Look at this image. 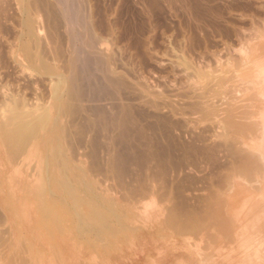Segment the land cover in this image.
I'll return each instance as SVG.
<instances>
[{
    "label": "rangeland",
    "instance_id": "rangeland-1",
    "mask_svg": "<svg viewBox=\"0 0 264 264\" xmlns=\"http://www.w3.org/2000/svg\"><path fill=\"white\" fill-rule=\"evenodd\" d=\"M263 23L264 0H0V86L19 92L25 99L24 101L29 106L34 107L29 108L27 106L26 108V110L28 109L26 112H29L32 118L36 116L35 114L42 113L41 110L36 113L41 105H43L42 108L45 105L47 107L52 102L54 107L52 117L49 116L48 120L46 119L48 122L45 120L44 124L41 123L42 126L41 124L38 126L37 132L34 131L35 135L33 133L30 137H27L28 142L36 143L35 140L43 134L44 137L41 138H45L46 144L40 151H37L34 146L28 152L27 159L24 162V165H28V167L16 165L12 168V177L15 183H0V196L2 194L8 196L7 198L11 196L13 199L10 198L9 202L15 204L16 208H18L19 203L24 207L23 213L27 210V213L31 212L32 217L34 215L45 216L46 214V222L43 219L45 217L42 219L48 225L46 227L52 230H50L52 235L47 231L48 228H45V230L42 228L44 225H41L40 229L35 230L40 233V238L51 242L56 232L62 234L64 226L67 232H71V228L76 231L79 242L82 238V250L90 251L89 255L84 258L85 263L81 264H150L151 262L157 264V246L156 240L151 237V226L156 223L159 217V209H169L171 203H174V199L169 200L172 196L171 198H175V200L179 199L178 201H180L181 199V203L183 202L184 204H182L185 206L184 208L181 204L183 207L180 210V202L178 204L176 200L175 202L179 207L175 203L173 206L176 205L181 212L177 208L174 209L175 207L173 210L180 212V214H188L187 211L189 212V210L183 212V208L186 209V206L190 205V208L187 207L191 210L190 213H192V210L197 211V207H199L198 202H196L198 197L201 203L205 200L200 194L206 196L207 193L204 192L208 190V193H212L211 188L216 187L217 177L223 182L224 178L228 176L225 169L228 168V159L234 158L233 151H237L236 154L241 155L247 150L246 145L241 144L244 138L241 140L237 136L238 139L236 140H241L240 143L238 144L237 141L234 145L233 142L234 146H232L230 141L231 146L228 148L230 139L228 145H226L225 139L221 137L227 138L230 135L226 134L225 136V132L222 130L224 133H219L221 135L219 137V128H216V131L219 130L218 132L215 131V126L218 127L215 122L216 117L212 119L213 116L210 114L212 112H209L208 121L205 119V115L208 111H222L225 106L228 108L231 107L232 103L234 105L239 103L236 100L239 94L237 93V95L229 88L230 80L229 82L226 81L232 76L233 72L226 67L230 66H227L230 62L231 66L235 65L234 63L232 65L233 57L236 64L237 61L241 62L239 58L242 53H239V50L240 52L244 50L246 53L253 48L251 47L253 44L260 42L257 39H264V35L260 37L261 31L264 33ZM27 29H30L31 32ZM77 31L81 34L80 36ZM257 32L261 34L259 35ZM252 34L255 37H252ZM246 40H250L249 42H252V44L246 43ZM263 41L260 45L258 44L259 46L256 44L255 47H258L257 49L264 54ZM246 47H249V49H246ZM258 50L255 51L260 53ZM240 62H238L240 64L238 67L241 68ZM238 67V71L234 70V75L237 72L240 74L242 68L239 69ZM223 69H227L224 72L227 76L229 75L228 70L231 71L229 72L231 76L226 78L227 76L223 72L220 74V70L223 71ZM231 69L233 68L231 67ZM217 73H219V76L221 75L220 78ZM222 75H224L225 80ZM213 78L218 83L224 80L223 84L220 83L223 85L222 88H226L229 84V87H227L229 91L223 89V94L221 85L220 88H218V83V86H215L216 81ZM211 84H214V86ZM54 85L59 88L57 90L58 95H56L58 98L55 96L56 98L51 99V88ZM214 88L216 92L214 91L213 94ZM218 89L219 91H217ZM192 92L196 95L194 96ZM226 93L229 94L228 96L236 94L237 96L233 97L236 101L225 98L226 96L223 95H227ZM208 96L212 99L207 100L206 97ZM220 96L222 97L219 98ZM213 99L217 102H214ZM220 99L221 102L225 101L223 108L219 106L222 104ZM53 100L55 101L53 102ZM46 101L47 103H45ZM197 102L198 104H195ZM207 102L209 107H213V104H215L218 110L212 107L206 110ZM38 104L41 105L38 106ZM234 105L231 108H235L239 104ZM35 106H38L36 107L38 109ZM198 106L202 107V110ZM9 108L7 107L10 112L4 110L6 113L2 116L7 118V116L10 117V114L13 116L22 112L19 109H17V112L16 109L13 111L11 107ZM203 109L207 113H204L205 110L203 111ZM221 111L218 112L221 113ZM187 112L189 114L191 112V116L187 115ZM217 114L214 115L217 116ZM192 115L198 116V119L196 116L192 117ZM202 117L205 118L202 119ZM26 118L25 121L30 120L29 115ZM8 119L10 120V118ZM192 120V123L196 126L191 123ZM12 121L15 122L13 118ZM1 124L0 151L6 153L8 143H5L4 135L12 128V123L9 126L7 124L6 129ZM1 127L4 129H1ZM198 132L201 136H198ZM207 134H209V137L206 136ZM1 138H4V140ZM200 138L204 140L202 141ZM205 140L207 143L204 142ZM217 143L223 144L222 147L216 145ZM240 144L243 149H240ZM238 145L240 147H237ZM216 146L217 148L213 149ZM219 147L221 150L218 149ZM223 147L228 148V151L233 153L228 154V156L227 152H224L222 156ZM225 153L226 158H228L226 161ZM216 155L219 158L222 156L220 159L218 158L219 161L221 160L218 163H223L226 166L225 168L224 166L221 167L222 164L216 163ZM50 156L54 159H50ZM210 157H214L215 160H212L219 165V167L216 165L217 170L215 164V168L212 166L213 161L210 160ZM206 160L210 164L207 162L208 165H205ZM233 160L229 162L234 163ZM224 162H227V164ZM203 164L205 171H208L206 173L211 175H214L213 173L216 171H222L220 168L224 169L222 171V173L225 172L224 175L217 172L215 176L217 174L218 176L216 178L212 177L213 186L208 182L211 175L208 174L209 177H206L207 175L202 169ZM229 164L232 168L229 169L234 170L235 168L236 170L235 165ZM42 165L44 172H50L49 176L45 175L47 176L44 179L45 184H42V181L39 185L33 182L32 185H36L37 188H34L35 186L30 188L29 186V190L27 186H23L15 180L23 171L29 169L34 173L35 179H38L42 172ZM210 165L216 171L213 169L211 172ZM207 166L210 169H206ZM60 169L61 171L65 169L66 173L69 171L67 179L70 181L64 179L67 174L64 171L61 172ZM189 170L191 171L189 172ZM231 170L226 171L231 172ZM196 172H199V174ZM237 172L238 175L235 173V179L242 176L239 170ZM200 174H202V177ZM70 175L75 178L69 177ZM203 175L205 179H208L209 187ZM199 178H203L204 181ZM231 178L229 175L226 179L230 181ZM219 180L218 182H220ZM178 181L179 183L176 185ZM231 181H233V178ZM205 183L206 190H204L205 185H203ZM41 185L43 195L40 194L43 193L40 190ZM175 185L178 187L177 189ZM8 187L9 189H6ZM50 187L51 190L65 193L66 190L64 189H67L68 192L66 191L62 197L54 193L51 195ZM200 187L203 190H198ZM196 188L198 189L196 190ZM179 189L181 194H177L180 191ZM6 191L8 192L7 195ZM144 191H146V195L147 193L152 195L143 198L145 196ZM155 194L157 197L161 195V197L164 196L163 199H167L160 202L159 198L161 197L157 198L155 196L157 202L153 196ZM191 194L193 196L196 194L194 196L195 200L193 196H189ZM41 197L45 200L40 199ZM63 197L66 198L63 199ZM201 197L204 199L201 200ZM147 198L152 200V204L162 203L163 201V206L161 205L157 210L153 205V213H150L151 207L148 205L152 206V204ZM154 198L155 200H153ZM73 199L78 200L79 204H74ZM144 200L145 202L148 201L146 208L150 211H145L143 207L146 205L142 204L140 206L141 203H145ZM140 201L142 202L140 203ZM164 201L165 205L168 203L166 207ZM170 201L172 202L170 203ZM48 202L55 207L50 206ZM138 202L140 205H138ZM42 204H45L46 207ZM62 204H64V208ZM77 204L82 205L87 210L82 215V220L90 225L83 228V231L80 229V232L75 230L76 219L74 218L76 216L72 212V206ZM91 204L95 205L97 211ZM40 205L45 210L42 214H40L42 207L37 208ZM191 205L196 207L193 206V209H191ZM21 206L19 207L20 212H22ZM66 206L69 209H66ZM140 207L144 210L139 211ZM34 211L37 214H34ZM178 212L177 214H179ZM66 213L67 216H65ZM55 214L56 217L54 218ZM144 215L147 218L144 219L142 217ZM152 215L157 217L152 218ZM184 216L187 217V215ZM188 216L191 215L188 214ZM58 217L59 220H57ZM190 218L188 217V219ZM60 219L65 220L61 222ZM147 219L150 223L147 222ZM73 220L75 223H73ZM182 220L183 218L181 222ZM187 220L184 222H187ZM72 223L73 225H71ZM57 225L58 227H56ZM93 226L96 227L95 230ZM110 226L112 228H109ZM57 228H59L58 231ZM0 230L4 231L0 240L2 238L5 240L4 243L3 240L0 242V264H2V258L6 257L5 253L11 259L14 257L16 264L20 261L22 264L26 260L28 263L23 262V264H40L38 261H41V264H66V262L69 264L68 261H64L65 259L56 255V252L51 253L50 250L46 249L45 255V248L48 247L43 245L45 241L40 245L33 246L25 241L23 234L20 233L16 234L17 240L13 241L11 232L9 231V236L7 231L6 219L1 208ZM86 236L88 239L84 240L83 237ZM20 241L23 243L20 244ZM76 249L77 247L74 248L75 251ZM37 251H43L44 256L39 255ZM25 253L26 255H24ZM36 253L38 255H35ZM34 258H36L35 261ZM179 261L174 263L188 264V262ZM171 262V260H167L165 264H171Z\"/></svg>",
    "mask_w": 264,
    "mask_h": 264
},
{
    "label": "bare ground",
    "instance_id": "bare-ground-1",
    "mask_svg": "<svg viewBox=\"0 0 264 264\" xmlns=\"http://www.w3.org/2000/svg\"><path fill=\"white\" fill-rule=\"evenodd\" d=\"M73 3V2H72ZM68 5H71V4H68ZM73 8V7H72ZM71 12H73L74 11V8H73V11L72 10H70ZM74 15V14H73ZM28 23V22H27ZM30 25H31V23H29ZM263 25H264V23H263ZM29 26V25H28ZM35 28V27H34ZM33 28V29H34ZM29 32H31V30L30 29H27ZM264 30V29H263ZM258 31V30H257ZM78 32V31H77ZM27 33V32H26ZM73 33V32H72ZM258 33V32H257ZM262 33V34H261ZM261 33H258L259 35L261 34V36L260 37H263V35H264V33H263V31H261ZM28 35H30V33H27ZM255 34H256V32H255ZM257 34V35H258ZM77 35V34H76ZM78 35L80 36L81 34H79V32H78ZM77 35V36H78ZM253 35V34H252ZM256 35V37H258ZM33 36V35H32ZM30 37V36H29ZM247 37V36H246ZM249 37V36H248ZM247 37V38H248ZM252 37H255L254 35L252 36ZM80 38V37H79ZM264 38V37H263ZM246 39V38H245ZM244 39V40H245ZM250 39V38H249ZM255 39V38H254ZM264 40V39H263ZM263 40H259V39H257V41H260V42H257L256 44H257V46H259L260 45V43H261V41H263ZM250 40H246V43H251L252 44V42H249ZM241 42V41H240ZM255 42V41H254ZM262 43H264V41L262 42ZM242 44H244V43H242ZM242 44H240V45H242ZM256 44H253L251 47H255L256 46ZM259 44V45H258ZM264 45V44H263ZM248 46V45H247ZM240 47H242V46H240ZM261 47H262V44H261ZM261 47H260V49H261ZM253 48H251L250 49V51H248V52H244V50H242V48H241V50H242V52H240V50H239V53H242V56H240V60H241V62L240 61H237V64H236V62H234V57L232 58V65H233V63L235 64V65H233L236 69H237V67L238 66H240V64H238V62H240L241 63V68L240 67H238L239 69H241V72H239L240 74H238V72H237V74L236 75H234V70L235 71H238V69L236 70L233 66H231V62H230V64H228L227 66H231L233 69H231V67L229 68V67H226V68H228V69H230V70H232V72H233V74H232V76H231V73H229V72H231V71H229L228 70V76H231V77H229L228 78V76H227V74L226 73H224V72H226V70L225 69H223V71H221L220 70V74H222V72H223V74L225 75V76H227L226 78H228V79H226V81L228 80V82H229V80H230V87L227 85V87H229L234 93H238L237 95L236 94H234V96H228L229 94L228 93H226L227 95H223L225 98H229L231 101H238L239 103H236L235 105L237 106L238 104V106L237 107H233V108H231L234 104L232 103V105H231V107H228V108H231V109H228L223 103L225 102V101H223V99H222V101L223 102H221V99H220V102L222 103H219V104H221V105H219V106H221L223 109H222V111L221 110H218L217 108H216V105L215 104H213L214 106L212 107L213 109L214 108H216L219 112L221 111V113H219L218 111H215L214 112V110L212 111H208V113L206 112V110H209V108H211V107H209V103L207 102V105L208 106H206V110L205 109H203V111H204V113L206 112L207 113V115H205L206 116V118L205 117H202V119H209L207 116L208 115H210V114H212V116L213 117H211L212 119L214 118V117H216V120H215V122H216V124H217V126L218 127H216L215 126V131L219 128V132L218 131H216V132H218V134L219 133H221V132H223L222 130H224V135L226 136V134L227 135H230L229 137H227V138H225L224 136L223 137H221V135L219 136V137H221V138H224L225 139V141L224 142H226V145H228L227 143H228V140H229V145H228V148H229V146H231L230 144L232 143V146H234L235 144H236V142L238 141V140H236V139H241V140H243L242 138H244V140L241 142V144L242 145H246V151H247V153H246V151H244L245 153L243 154H241V155H237L236 154V152L235 151H233L234 152V160L232 159V157L231 158H229L231 161L233 160L234 161V163L233 162H229L230 160L228 159V158H226L227 157V155L228 154H230L231 155V153H233L232 151L231 152H229L228 151V148L226 149V148H224V151L222 152L221 151V153H222V156H223V153L224 152H227V155H226V153L224 154V157L226 158H224L225 159V161L228 159V168L227 169H225V172H227V174H228V176L230 175V178H231V176H233L232 178H233V181H231L232 180V178H231V180L229 181V179L227 180L226 178L228 177L227 175H225V176H227L226 178H224V180H223V182H221L222 180H219V178L217 177L218 176V174L215 176V173H217V172H219V173H222V171L224 170L223 168H220V169H222V171H216L217 170V166L219 167V165H217V164H222L221 165V167L222 166H224V168L226 167L225 165H223V163H218V162H220L219 160H218V158H219V156H217L216 157V160L214 159V157L213 158H211L210 157V160H212V159H214L215 161H216V163L217 164H215L214 162V160H212L213 161V164H212V166L214 167V164H215V166H216V170L214 169V168H212L211 167V165H210V167L212 168L211 169V172L213 171V169L216 171V172H214L213 174L214 175H211L210 173H208V174H210L211 175V178L209 179L210 181H208V179L206 178H204L205 176L203 175V178H204V180L206 181V183H207V181L209 182V184L211 183V185L213 186L214 184H212V182H214V181H211V179H212V177H217V179L221 182H218V180L216 181V187L214 188V186H213V188H211L212 190H211V192L212 193H208V191L207 192H204V193H207L206 194V196H204V195H202V194H200L201 196H203L204 198H205V200H203L204 198L203 197H201L202 199L201 200H203V202L201 203L199 200H200V198L198 197V201H196V202H198V206L199 207H197V211H193L192 210V213H190L191 212V210L190 209H187V207H189L190 208V205H189V202H188V205L189 206H186V209H184L185 208V206L181 203V199H180V201H178L177 199V201L175 200V198H171L170 197V199L169 200H172V199H174L173 200V202L177 205V203L176 202H178V204H179V202H180V206H181V204L184 206V208H183V212H184V210H189V212L187 211V213L188 214H190L191 216H188V214H185V213H181L180 214V210H182V207L183 206H181V209L179 210V208H177V207H179V205H177V207H176V205L175 206H173L174 205V203H171L172 201H170V203L172 204L170 207H172V208H170L169 207V209H159V214H158V219H157V221H156V223H154V222H152V223H154L152 226H151V232H152V235H151V237L152 238H154L155 240H156V246H157V250H156V252H157V254H158V262H157V264H165V261H167V260H171L172 262H171V264H176V263H174V262H176V261H179V262H181V260L182 261H184V262H188V264H264V54L263 53H261V51L260 50H258L257 48L258 47H255V49H253ZM244 49V48H243ZM246 49H249V47L247 48L246 47ZM245 49V50H246ZM264 49V48H263ZM255 50H258V51H260V53L259 52H256ZM262 50V49H261ZM247 51V50H246ZM237 52V51H236ZM244 52V53H243ZM263 52V51H262ZM238 58H236V59H238ZM236 61V60H235ZM240 71V70H239ZM218 74V77L220 78L221 77V75L219 76V73H217ZM216 74V75H217ZM215 75V76H216ZM224 75H222L223 76V78H224V80H225V77H224ZM234 75V76H233ZM218 77H217V81H218ZM212 79V78H211ZM210 79V80H211ZM214 79V78H213ZM215 80V79H214ZM213 80V81H214ZM223 80V81H224ZM61 81V80H60ZM216 81V80H215ZM216 81V84H215V86L217 85V82ZM221 81H222V78H221ZM222 81V82H223ZM222 82H220V83H222ZM228 82H224V83H228ZM211 83H212V80H211ZM220 83H218L219 84V86H218V88H220V85H221V88L223 87V83L222 84H220ZM56 84V83H55ZM214 84H211V85H213L214 86ZM206 85H208V84H206ZM206 85H205V87H206ZM226 85V84H225ZM2 86V85H1ZM0 86V87H1ZM58 86L57 85H54V86H52V88H51V93H50V95H51V99H53V98H56L57 96L56 95H58L57 94V90L59 89V88H57ZM227 87L226 88H222L221 89V91L223 90V89H225V90H228L227 89ZM210 88V87H209ZM215 89V88H214ZM209 91V90H208ZM216 92V89L215 90H213V94ZM217 91H219V89L217 90ZM220 91V92H221ZM229 91V90H228ZM196 92V91H195ZM193 93V92H192ZM223 94H224V90H223V92H222ZM209 94H211V93H209ZM219 94V93H218ZM193 95H194V93H193ZM196 95V94H195ZM194 95V96H195ZM222 95V94H221ZM56 96V97H55ZM188 96V95H187ZM212 96V95H211ZM228 96V97H227ZM237 96V97H236ZM60 97V96H59ZM215 97V96H214ZM222 96H220L219 98H221ZM233 97L235 98L236 97V100L235 99H233ZM58 98V97H57ZM189 98V97H188ZM194 98V97H193ZM202 98H204V97H202ZM209 98H211L212 99V97H206V99L208 100ZM224 98V99H225ZM238 98V99H237ZM0 120H1V122H0V124L2 125V126H4V128L6 129V125L7 126H9L11 123H12V128H10V130L8 131V130H5V131H8V132H5L6 134L4 135L5 136V143L7 144L8 143V151L6 152V153H4L3 151L1 152L0 151V183L2 184L3 182H7V183H11V182H14V178L12 177V168L14 167V166H16V165H24V162L26 161V159H27V156H28V152L32 149V147H34L35 146V148H36V150L37 151H40V150H42V148L44 147V144H46L45 143V138L44 139H42L44 136H42L43 134H41L40 136L42 137H38L37 138V140H35L36 141V143L35 142H32V141H30V142H28V139H27V137H30L33 133H34V135H35V132L34 131H36L37 132V128H38V126L42 123V124H44L43 122L47 119L48 120V118H49V116H51L52 117V112H53V109H54V107L52 106V102L46 107V105H45V107H43V108H45L44 109V111H42V106L43 105H41V104H38V106H40L41 105V108L40 109H38V108H36V107H38V106H35V108L36 109H38V110H36V113H39V110H41V114H35L36 116H33L34 115V113L32 114V116H33V118L31 117V115L29 114V112H26L27 110H26V108H27V106H29L28 105V103L27 102H25L24 100V98L19 94V92H15V91H11V90H9V89H7L6 87H4V88H2L1 87V90H0ZM191 99V98H190ZM226 99V100H227ZM188 100V99H187ZM193 100V99H192ZM198 100V99H197ZM202 100V99H201ZM206 100V101H207ZM214 100V99H213ZM212 100V101H213ZM55 100H53V102H54ZM195 101V100H194ZM200 101V100H199ZM203 101V100H202ZM229 101V100H228ZM196 102V101H195ZM204 102V101H203ZM210 102V101H209ZM214 102H217V100L215 101L214 100ZM45 103H47V101L45 102ZM206 103V102H205ZM54 104V103H53ZM193 104V103H192ZM195 104H198V102L197 103H195ZM200 104V103H199ZM227 104H228V102H227ZM231 104V103H230ZM34 105V104H33ZM204 105V104H203ZM203 105H201L202 107H203ZM223 105V106H222ZM234 105V106H235ZM31 106L32 105H30L29 106V108H31ZM196 106V105H195ZM194 106V107H195ZM5 107H6V109H5ZM7 107L9 108V107H11L12 108V110L14 111L15 109H16V111H17V109H19V110H21L22 112H20V113H18V114H14L13 116H12V114H10V117L9 116H7V118L6 117H4V116H2L3 114H5L6 113V111H4V110H8L7 109ZM33 107V106H32ZM199 107V106H198ZM202 107H199L201 110H202ZM220 107V108H221ZM4 108V109H3ZM34 108V107H33ZM32 108V109H33ZM192 108H193V106H192ZM204 108H205V106H204ZM219 108V107H218ZM227 108V109H226ZM10 109V108H9ZM25 109V110H24ZM187 109V108H186ZM191 109V108H190ZM194 109H196V108H194ZM199 109V110H200ZM24 110V111H23ZM30 110V109H29ZM188 110V109H187ZM187 110H185V111H187ZM9 111V110H8ZM12 111V112H13ZM38 111V112H37ZM225 111V112H224ZM4 112V113H3ZM10 112V111H9ZM18 112V111H17ZM189 112V111H188ZM187 112V115L189 114ZM194 112H196V111H194ZM202 112V111H201ZM200 112V113H201ZM209 112H212V113H210L209 114ZM214 112V113H213ZM225 113V114H223V113ZM199 113V114H200ZM215 113H218V114H220V115H218L217 114V116H215L214 114ZM194 114V113H193ZM197 114V113H196ZM202 114V113H201ZM27 115H29V119L30 120H28V121H25L24 119L26 118V116ZM190 116H191V112H190V114H189ZM194 116H196V115H194ZM193 115H192V117H194ZM201 116V115H200ZM5 119H4V118ZM13 118V120L15 121V122H13L12 121V118ZM188 117V116H187ZM198 116H196V118H197ZM3 118V119H2ZM8 118H10V120L8 119ZM191 118V117H190ZM190 118H186V119H189V120H191ZM7 119V120H6ZM27 119V118H26ZM198 119V118H197ZM200 119V118H199ZM212 119H210V120H212ZM215 119V118H214ZM8 120H9V122H8ZM46 120V121H47ZM52 120V119H51ZM52 121H54V120H52ZM188 121V120H187ZM209 121V120H208ZM11 122V123H10ZM48 122V121H47ZM50 122V121H49ZM190 122V121H189ZM193 122V120L191 121V123ZM212 122V121H211ZM51 123V122H50ZM187 123V122H186ZM214 123V122H213ZM212 123V124H213ZM42 124H41V126H42ZM46 124V123H45ZM193 125H195L194 123H192ZM211 124V125H212ZM193 125H191V126H193ZM214 125H215V123H214ZM188 126H190L189 124H188ZM196 126V125H195ZM3 127H1V129H2ZM3 128V129H4ZM192 128V127H191ZM217 128V129H216ZM39 129V128H38ZM49 130H50V128H48ZM188 129H189V127H188ZM208 129V128H207ZM212 129H213V126H212ZM38 131H40V130H38ZM42 132H43V130H41ZM202 131H204L203 129H202ZM213 131H214V129H213ZM50 132V131H49ZM199 134H198V136L200 135L201 136V134H200V132H198ZM214 133V132H213ZM204 134V133H203ZM211 134V133H210ZM217 134V135H218ZM240 134H241V136H240ZM244 134V135H243ZM2 135V134H1ZM33 135V136H34ZM196 135V134H195ZM209 134H207L206 136L207 137H209L208 136ZM212 135V134H211ZM211 135H210V137H211ZM240 137H239V136ZM32 136V137H33ZM193 136V135H192ZM204 136V135H203ZM213 136V135H212ZM214 136H215V134H214ZM238 138H237V137ZM216 137V136H215ZM219 137H216V138H218L219 139ZM250 139H248V138ZM191 138V137H190ZM199 138V137H198ZM205 138V137H204ZM213 138V137H212ZM1 139H3L4 140V138H1ZM30 139V138H29ZM197 139V138H196ZM201 140H202V138H200ZM27 140V141H26ZM195 140V139H194ZM193 140V141H194ZM204 140V139H203ZM202 140V141H203ZM207 140V139H206ZM204 141V142H206L207 143V141ZM241 140H239V141H241ZM200 141V140H199ZM216 141H218V140H216ZM230 141H231V143H230ZM238 141V144L240 143ZM32 142V143H31ZM192 142V141H191ZM209 142V141H208ZM213 142V141H212ZM223 142V141H222ZM223 142V144H225ZM233 142H234V145H233ZM35 143V144H34ZM203 143V142H202ZM215 143V142H214ZM199 144H201L200 142H199ZM205 144V143H204ZM220 144V143H219ZM218 143L216 144V145H218V146H221V145H223V144H220L219 145ZM240 144V145H241ZM213 145V144H212ZM240 145H238L237 147H240ZM241 145V147H240V149L242 148L243 149V146ZM28 147H30V148H28ZM222 147V146H221ZM227 147V146H226ZM202 148V147H201ZM215 148H217V146L216 147H214L213 149H215ZM223 148H222V150H223ZM245 148V147H244ZM53 149V148H52ZM212 149V148H211ZM218 149H220L221 150V148L219 147ZM237 149V148H236ZM44 150V149H43ZM208 150H209V148H208ZM225 150H227V151H225ZM214 151V150H213ZM219 151V150H218ZM44 152V151H43ZM42 152V153H43ZM210 152H212V151H210ZM219 153V152H218ZM255 153V154H254ZM206 154V153H205ZM210 154V153H209ZM236 154V155H235ZM51 155V154H50ZM219 155V154H218ZM255 155V156H254ZM73 156V155H72ZM208 156V155H207ZM211 156H213V155H211ZM222 156H220V158L222 157ZM229 156V155H228ZM53 157V156H52ZM59 158V157H58ZM219 158V159H220ZM50 159H54V158H51V156H50ZM45 161V160H44ZM224 161V160H223ZM43 162V161H42ZM56 162V161H55ZM61 162H63V161H61ZM70 162V161H69ZM209 163V161L208 160H206V162H205V165H208V163ZM49 163H50V161H49ZM225 163V162H224ZM229 163H232L231 165H235L236 166V170H235V168H234V170H231L232 168H231V166H230V164ZM42 164V163H41ZM44 164V163H43ZM51 164V163H50ZM61 164H63V163H61ZM210 164V163H209ZM225 164H227V162L225 163ZM237 164V165H236ZM65 165V164H64ZM24 166H26V167H28V165H24ZM203 167H202V169H204V164L202 165ZM234 166V167H235ZM46 167V166H45ZM51 167V166H50ZM73 167H74V165H73ZM198 167V166H197ZM200 167H201V165H200ZM200 167H198L199 169H200ZM233 167V166H232ZM72 168V167H71ZM70 168V169H71ZM229 168H231V169H229ZM66 169V168H65ZM65 169H62V171H64ZM206 169H210L209 168V166H207V168ZM67 170H68V167H67ZM71 170H74V169H71ZM197 170V169H196ZM201 170V169H200ZM199 170V171H200ZM219 170V169H218ZM226 170H231V172L233 171V172H235L237 175H238V172H237V170H239V172H240V174L243 176H241V177H237V178H239V179H235L234 177H235V173H233L232 172V175H231V172H229V171H226ZM42 172H41V174H40V176H39V178L38 179H35V177H34V173H32V171L29 169V170H26V171H23V173L21 174V175H19V176H17L18 178L17 179H15L19 184H21V185H23V186H27V188L30 186V188L31 187H34V188H37V184L39 185L40 184V181H42L41 183L43 184L45 181H44V179H45V177L47 178V176H45V175H48L49 176V171L47 172H44V169H43V165H42V170H41ZM60 171H61V169H60ZM61 171V172H62ZM66 171V170H65ZM64 171V173L65 174H67V176L66 177H64L63 175H62V178L64 177V179L66 180L67 179V177H68V173H69V171L66 173ZM191 170H189V172H190ZM204 171H205V169H204ZM204 171H203V173H204ZM207 171V170H206ZM206 171H205V173H206ZM210 171V170H209ZM74 172V171H73ZM202 172V171H201ZM208 172V171H207ZM224 172V173H225ZM230 174H229V173ZM52 173H53V171H52ZM60 173V172H59ZM58 173V174H59ZM64 173H62V174H64ZM185 173V172H184ZM197 173V172H196ZM224 173H222V175H224ZM56 174V173H55ZM197 174H199V172L197 173ZM207 173L205 174V175H207L206 177H209V175H208ZM234 174V175H233ZM61 175V174H60ZM60 175H57V176H60ZM75 175V174H74ZM201 175V177H202V174H200ZM51 177V176H50ZM69 177H74V176H69ZM198 177H200V176H198ZM54 178V177H53ZM75 178V177H74ZM181 178V177H180ZM203 178L201 179V178H199V179H201V181L203 180ZM242 178V179H241ZM50 179V178H49ZM61 179V178H60ZM214 179V178H213ZM221 179V178H220ZM223 179V178H222ZM226 179V180H225ZM235 179V180H234ZM48 180V179H47ZM55 180H57V179H55ZM64 180V181H65ZM68 181H70L69 179H67ZM72 180V179H71ZM178 180V179H177ZM176 180V181H177ZM203 180V181H204ZM62 181V180H61ZM75 181V180H74ZM179 181H180V179H179ZM179 181L178 182H176V185H177V183H179ZM226 181V182H225ZM33 182H35V184L36 185H32V183ZM57 182H58V180H57ZM65 182H67V181H65ZM154 183L156 182V181H153ZM4 183V184H5ZM15 183V182H14ZM53 183V182H52ZM60 183V182H59ZM69 183H71V182H69ZM206 183L205 184H203V185H205V188H204V190H206ZM218 183V184H217ZM45 184V183H44ZM54 184V183H53ZM52 184V185H53ZM67 184V183H66ZM153 184V183H152ZM173 184V183H172ZM51 185V184H50ZM49 185V186H50ZM174 185V184H173ZM176 185H175V187H176ZM201 185V184H200ZM207 185H208V183H207ZM9 186V185H8ZM61 186V185H60ZM84 186V185H83ZM86 186V185H85ZM84 186V187H85ZM154 186V185H153ZM178 186H179V184H178ZM12 187V186H11ZM39 187V186H38ZM42 187V185L40 186V188ZM52 187V186H51ZM50 187V190L52 189ZM145 187V186H144ZM154 187H156V186H154ZM202 187V186H201ZM201 187L198 189V188H196V190L198 189V190H200L201 189ZM204 187V186H203ZM208 187H209V185H208ZM16 188V187H15ZM22 188V187H21ZM57 188V187H56ZM63 188H65L64 186H63ZM178 187H176V189H177ZM6 189H9V187L8 188H6ZM17 189V188H16ZM29 189V188H28ZM86 189V188H85ZM96 189V188H95ZM147 189H149V188H147ZM154 189V188H153ZM152 189V190H153ZM156 189V188H155ZM193 189H195V188H193ZM192 189V190H193ZM210 189V188H209ZM30 190V189H29ZM28 190V191H29ZM39 190V189H38ZM38 190H36L37 192H38ZM40 190H42V192H43V189L41 188ZM45 190V189H44ZM49 190V189H48ZM64 190H66L67 191V189H64ZM87 190V189H86ZM97 190V189H96ZM151 190V189H150ZM180 190V189H179ZM201 190H203V189H201ZM200 190V191H201ZM9 191V190H8ZM11 191V190H10ZM18 191V190H17ZM25 191H26V189H25ZM52 192V194L51 195H53V193L55 194V195H59V196H64L65 195V193H66V191H65V193H63V192H61V191H57V190H51ZM76 191H77V189H76ZM154 191V190H153ZM191 191V190H190ZM194 192H197V191H195V190H193ZM199 191V192H200ZM3 192V191H2ZM5 192V191H4ZM31 193H32V191H30ZM34 193H35V190L33 191ZM49 192V191H48ZM68 192V191H67ZM71 192V191H70ZM146 191H144V194H145V196L143 197V198H145L147 195L148 196H150V194L149 193H147V195H146V193H145ZM156 192V191H155ZM198 192V193H199ZM7 191H6V195H7ZM18 193H20V192H18ZM40 193V192H39ZM72 193V192H71ZM178 193H180L181 194V190L180 191H178L177 192V194ZM188 193V192H187ZM190 193H192V192H190ZM41 195H43L44 194V192L43 193H40ZM39 194V195H40ZM9 195V194H8ZM11 195V194H10ZM32 195H34V194H32ZM38 195V194H37ZM40 195V196H41ZM68 195V194H67ZM73 195V194H72ZM71 195V196H72ZM142 195H143V192H142ZM152 195V194H151ZM157 195H159L158 193H157ZM198 195V194H197ZM200 195H198V196H200ZM154 197L156 196V194L155 195H153ZM182 196V195H181ZM189 196H193L192 194L191 195H189ZM194 196H196V194L194 195ZM194 196H193V199L195 200V198H194ZM8 196H5L4 194H2V196H0V208L2 209V211H3V213H4V216H5V219H6V223H7V231H8V233H9V236H10V232H11V236H13V241L16 239V234L17 233H20L21 235L23 234V239H25V241H27L30 245H33V246H37V245H40L42 242H44L43 243V245H47L48 247H46L45 248V252H44V254L46 253V249L47 250H50V252L51 253H54V252H56V255H58L59 257H62L63 259H65L64 261H68L69 262V264H81V263H85V259L84 258H86L85 256H87V255H89V253H90V251H83L82 249H83V243H82V238H81V241L79 242V237H77V235H76V231H74L72 228L70 229V231L71 232H67V229L65 230V226H64V230H63V232H62V234H57V232H56V235H54L53 236V239L51 240V242H49V241H47V240H45L44 238H40V233L39 232H36L35 230H37V229H40V227H41V225L43 226L42 228H48V227H46V226H48L46 223H44V221H43V219L45 220V222H46V214H45V216H36V215H34L33 217L31 216V212L30 213H27L26 211H25V213H23V209H24V207L23 206H21V205H19V203H18V208H16L15 207V204H13L12 202H9L10 201V198H11V200L13 199L11 196H10V198H7ZM43 197V196H42ZM42 197L40 198V199H42ZM152 197V196H151ZM157 197V196H156ZM155 197V198H156ZM158 197H161V195L160 196H158ZM157 197V198H158ZM162 197H164V196H162ZM161 197V198H162ZM184 197V196H183ZM186 197V196H185ZM64 198H66V197H63V199ZM69 198V197H68ZM150 198V197H149ZM153 198V197H152ZM155 198L153 199V200H155ZM157 198H156V201L158 202V200H157ZM159 198L160 199V202H161V200H165V199H167V198ZM188 198V197H187ZM192 198V197H191ZM197 198V197H196ZM37 199H38V196H37ZM151 199V198H150ZM189 200H190V198H188ZM188 199H187V201H188ZM192 199V200H193ZM43 200V199H42ZM45 200V199H44ZM43 200V201H44ZM53 200V199H52ZM147 200H149L148 198H147ZM146 200V202H145V200H144V202L145 203H141L142 201H140V203H141V205H140V203L138 204V205H140V206H142V204L143 205H146V206H144L143 208H145V211L146 210H148V208H146L147 207V201ZM168 200V201H169ZM185 201H186V198L184 199ZM73 201H74V204L75 203H78L79 204V202H78V200H74L73 199ZM156 201H154V202H156ZM176 201V202H175ZM183 201V200H182ZM57 202V201H56ZM149 202L152 204V200H149ZM153 203L152 204V206H150V205H148L149 207H151V212L150 213H153V205L155 206V209L157 208V210H158V207H160L162 204H163V201H162V203ZM195 202V205L197 204ZM38 204H39V201L37 202ZM40 203H41V201H40ZM49 203V202H48ZM61 203V202H60ZM71 203V202H70ZM150 203H148V204H150ZM169 203V204H170ZM186 203V202H185ZM199 203H201L200 205H199ZM50 204V206L51 205H53V204H51V203H49ZM55 204H57V203H55ZM73 205L72 207H73V214L76 216V218H74V219H76L75 221H76V223H75V221L73 220V223H75V226H76V229L75 230H77L78 232H80V229H81V231H83L82 229L83 228H85V227H89L90 225H89V223H84V221L82 220V215L83 214H85L86 213V209L85 208H83L82 207V205ZM111 204V203H110ZM159 206H158V205ZM168 204V203H167ZM166 204V205H167ZM194 204V203H193ZM37 205V204H36ZM43 205V204H42ZM45 205V204H44ZM43 205V206H44ZM58 205V204H57ZM60 205V204H59ZM67 205V204H66ZM92 205V204H91ZM157 205V206H156ZM164 205H165V201H164ZM166 205H165V207H166ZM21 206V211L22 212H20L19 211V207ZM43 206H37V208L38 207H42L41 208V213L40 214H42V212L44 213L45 212V210L43 209ZM49 206V205H48ZM54 206V205H53ZM64 206V204H62V207ZM87 206V205H86ZM85 206V207H86ZM93 207L95 206V205H92ZM111 206V205H110ZM163 206V205H162ZM193 206L194 205H191V209H193ZM44 207H46V206H44ZM55 207V206H54ZM54 207H53V209H54ZM65 207V206H64ZM63 207V208H64ZM70 207V206H69ZM81 207V208H80ZM168 207V206H167ZM175 207V208H174ZM194 207H196V206H194ZM58 208V207H57ZM89 208V207H88ZM95 209H96V207H94ZM94 208H92V209H94ZM162 208V207H161ZM164 208V207H163ZM173 208L174 209H178L180 212H178V211H176V210H173ZM39 209V208H38ZM66 209H69V208H67V206H66ZM138 209V208H137ZM44 210V211H43ZM47 210H48V208H47ZM46 210V211H47ZM61 208H60V212H61ZM91 210V209H90ZM108 210V209H107ZM139 211L140 210H144V209H141V207H140V209H138ZM150 210H148V211H150ZM196 210V209H195ZM65 211V210H64ZM67 211V210H66ZM96 211H97V209H96ZM145 211H142V212H145ZM176 212V214H175V212ZM70 212V211H69ZM177 212L179 213V214H177ZM33 213V212H32ZM48 213H49V211H48ZM62 213V212H61ZM65 213V212H64ZM97 213V212H96ZM103 213V212H102ZM112 213V212H111ZM34 214H37V213H35V211H34ZM39 214V213H38ZM57 214V213H56ZM56 214H55V216H54V218L56 217ZM95 214V213H94ZM140 214V213H139ZM143 214V213H142ZM156 214V213H155ZM183 214V215H182ZM33 215V214H32ZM49 215V214H48ZM47 215V216H48ZM59 215V214H58ZM64 215V214H63ZM116 215V214H115ZM146 215H148L147 213H146ZM178 215H180V216H182V217H178ZM184 215H187V217L186 216H184ZM65 216H67V213H66V215ZM69 216H71V215H69ZM155 217H157L156 215H154ZM43 217H45V218H43ZM99 217V216H98ZM142 217H144V219L145 218H147V216H142ZM141 217V218H142ZM148 217H150L149 215H148ZM155 217H153V215H152V218H155ZM179 219H178V218ZM188 217H191L190 219H188ZM43 218V219H42ZM65 218V217H64ZM100 218V217H99ZM124 218V217H123ZM183 218V220H182V222H181V219ZM189 220H187V219ZM103 219V218H102ZM137 219V218H136ZM143 219V220H144ZM56 219H54V221H55ZM57 220H59V217H58V219ZM57 220H56V222H57ZM65 220V219H64ZM63 219L61 220L60 219V221L62 222V221H64ZM71 220V219H70ZM142 220V221H143ZM185 220H187V222H184ZM146 221V220H145ZM154 221V220H153ZM52 222V221H51ZM55 222V224H57ZM147 222H148V219H147ZM73 223L71 224V225H73ZM99 223V222H98ZM102 223V222H101ZM113 223V222H112ZM148 223H150V222H148ZM58 224H60L59 222H58ZM93 225V224H92ZM104 225V224H103ZM108 225V224H107ZM109 225H112V224H109ZM143 225H144V223H143ZM105 226H106V224H105ZM113 226V225H112ZM125 226V225H124ZM146 226V225H145ZM148 226V225H147ZM56 227H58V225L56 226ZM68 227H69V224H68ZM92 227V226H91ZM94 227V226H93ZM95 228L96 227H94V230H95ZM109 228H112L111 226L109 227ZM93 229V228H92ZM98 229V228H97ZM101 229V228H100ZM103 229H104V226H103ZM46 230V229H45ZM45 230H43V231H45ZM50 228H48L47 229V231H49V233L51 234V232H50ZM59 230V228H57V231ZM85 230V229H84ZM134 230V229H133ZM4 231H5V229H4ZM3 230L1 231L0 230V237H2L1 235L3 234V232H4ZM10 231V232H9ZM52 231V230H51ZM60 231H62V229H60ZM124 231V230H123ZM148 231H149V229H148ZM33 232V233H32ZM77 232V233H78ZM96 232H98V231H96ZM122 232V231H121ZM150 232V233H151ZM6 233V232H5ZM60 233V232H59ZM82 233V232H81ZM84 233V232H83ZM110 233V232H109ZM45 234V233H44ZM5 235V234H4ZM4 235H3V237H4ZM47 235H49V234H47ZM52 235V234H51ZM18 236H20V235H18ZM50 236V235H49ZM81 236V235H80ZM94 237V236H93ZM5 239H7L6 237H4ZM20 238H21V236H20ZM48 238V237H47ZM95 238V237H94ZM94 238H92V239H94ZM49 239H51V238H49ZM83 239L84 240H87L88 239V237L86 236V237H83ZM1 240H3V238L1 239ZM0 240V242H2ZM17 240V239H16ZM21 240V239H20ZM5 242V240H3V243ZM7 242V241H6ZM9 242V241H8ZM46 242H48V243H46ZM93 242V241H92ZM139 242V241H138ZM16 243L18 244V242L16 241ZM21 243H23L22 241H20V244ZM27 243V244H28ZM87 243V242H86ZM25 244V243H24ZM78 244V245H77ZM3 245V244H2ZM85 245V244H84ZM91 245V244H90ZM7 246H8V244H7ZM22 246V245H21ZM102 246V245H101ZM5 247V246H4ZM18 247V246H17ZM77 247V249H76V251L74 250V248H76ZM8 248V247H7ZM9 248H10V246H9ZM16 248V247H15ZM35 248V247H34ZM101 248V247H100ZM11 249V248H10ZM23 250H24V248H22ZM30 249V248H29ZM16 250V249H15ZM22 250V251H23ZM36 250V249H35ZM6 251V250H5ZM18 251V250H17ZM14 252V251H13ZM24 252H26V251H24ZM38 252V251H37ZM28 253V252H27ZM33 253V252H32ZM43 253V251L42 252H38V254L39 255H41V256H44V254H42ZM50 253V254H51ZM7 253H5V258H2V260H1V262H2V264H16L15 263V260H14V257H12V259H11V257L9 258V257H7V255H6ZM13 254V253H12ZM15 254H16V252H15ZM20 254H21V252H20ZM37 253L35 254V255H38ZM14 255V254H13ZM24 255H26V253L24 254ZM46 255V254H45ZM51 256H53V255H51ZM148 256V255H147ZM21 258H23L22 256H20ZM0 258H1V255H0ZM16 258H18L17 256H16ZM29 258V257H28ZM32 258V257H31ZM42 258V257H41ZM41 258H39V259H41ZM53 258H55V257H53ZM35 259L36 258H34L33 260L35 261ZM46 259V258H45ZM49 259H50V257H49ZM48 258H47V261L49 260ZM22 261H23V259H21ZM32 261V260H31ZM51 261V260H50ZM17 262H18V260H17ZM23 262H25V261H23ZM23 262H22V264H23ZM26 262H27V260H26ZM25 262V263H26ZM36 262H37V260H36ZM40 262V264L42 263L41 261H38V263ZM150 262V261H149ZM18 263H20L21 264V261L20 262H18ZM17 263V264H18ZM28 263V262H27ZM152 264H153V262H151ZM150 263V264H151ZM178 263V262H177ZM29 264H31V263H29ZM66 264H67V262H66ZM180 264H182V263H180ZM185 264V263H184Z\"/></svg>",
    "mask_w": 264,
    "mask_h": 264
}]
</instances>
